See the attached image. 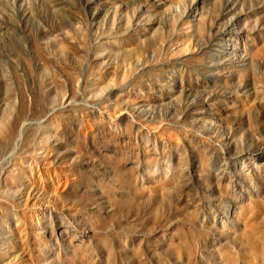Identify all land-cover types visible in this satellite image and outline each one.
Returning a JSON list of instances; mask_svg holds the SVG:
<instances>
[{
	"label": "rangeland",
	"instance_id": "obj_1",
	"mask_svg": "<svg viewBox=\"0 0 264 264\" xmlns=\"http://www.w3.org/2000/svg\"><path fill=\"white\" fill-rule=\"evenodd\" d=\"M0 264H264V0H0Z\"/></svg>",
	"mask_w": 264,
	"mask_h": 264
},
{
	"label": "bare ground",
	"instance_id": "obj_2",
	"mask_svg": "<svg viewBox=\"0 0 264 264\" xmlns=\"http://www.w3.org/2000/svg\"><path fill=\"white\" fill-rule=\"evenodd\" d=\"M67 105V104H66ZM49 114V113H48ZM263 152V151H262Z\"/></svg>",
	"mask_w": 264,
	"mask_h": 264
}]
</instances>
